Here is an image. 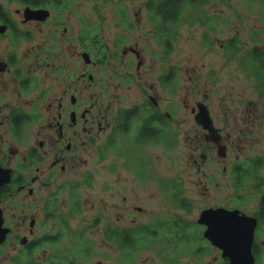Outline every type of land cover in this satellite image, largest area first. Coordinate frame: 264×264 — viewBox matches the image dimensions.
Returning <instances> with one entry per match:
<instances>
[{"label":"flooded vegetation","instance_id":"1","mask_svg":"<svg viewBox=\"0 0 264 264\" xmlns=\"http://www.w3.org/2000/svg\"><path fill=\"white\" fill-rule=\"evenodd\" d=\"M4 1L19 9L14 16L0 1L4 10L0 12V224L6 231L0 264H18L32 255L45 263L48 256L39 253L51 251V243L65 229L72 230L69 216H64L63 198L67 196L69 209L65 214H76L77 208L81 213L80 189L93 188L94 173L81 172L92 156L101 162L111 160L112 173L118 165L115 160L121 162L124 203L132 186L138 193L155 187L172 199L177 181L155 175L152 150L170 153L179 145L178 70L164 69L149 87L152 70L146 69L140 42L128 44L124 33L135 26L123 9L114 20L116 33L106 39L90 19H78L77 31L63 19H54L52 11L67 7L64 3L34 8ZM27 9L46 10L49 17L27 20ZM39 26L41 43L24 57L20 47L35 39ZM158 46L161 61L168 60L173 52L164 58L165 51ZM244 47L238 36L222 46L223 55L237 62L235 85L221 98L226 105L228 97L234 107L228 109L224 122L212 116L205 102L185 106L199 128L192 158L201 174L200 185L215 182L212 165L223 166V178L234 195V207L224 209L238 210L255 222L252 255L254 264H264V36L253 35ZM241 83L246 87L241 88ZM136 87L141 88V99L128 103ZM201 105L207 108L211 126L197 122ZM81 174L80 180H74ZM218 208L222 207L205 210ZM195 224L203 236L206 228ZM56 246L62 249L63 243ZM220 261L230 264L222 253Z\"/></svg>","mask_w":264,"mask_h":264},{"label":"rangeland","instance_id":"2","mask_svg":"<svg viewBox=\"0 0 264 264\" xmlns=\"http://www.w3.org/2000/svg\"><path fill=\"white\" fill-rule=\"evenodd\" d=\"M6 9L14 15V11L19 9L17 4L8 5L4 0ZM150 0H63L65 4L61 11H52L54 19L61 18L73 31L80 27L78 19H90L94 21L97 28H101V33L108 39L116 33V20L119 9L125 10L128 19L135 26L127 35L128 44L134 45L140 42L143 49V59L146 69L152 76L147 77L149 87L156 84V76L164 69L175 67L178 70V85L176 88V120L175 126L180 133L179 145L174 152H165L162 148L152 150L153 161L156 174L159 179H174L182 185L183 196L192 205V210L187 214L184 210L175 208L172 199L163 190L157 193L155 187L147 188L143 192L134 191L132 186L129 191L130 199L124 203L126 195L121 186L122 170L117 162V169L112 173V161L101 162L98 157L92 156L88 160L84 171L90 170L94 173L93 188L82 187L80 189L82 200V211L79 214H65L69 211L66 207V197L63 199L64 216H69L72 230L86 229L87 241L94 249L95 255L88 263L79 264H121L120 253L116 246L106 242L104 231L109 224L120 227H132L140 224H147L157 218H170L181 216L183 219L196 223L201 213L207 208L234 207L232 204V190L228 185V180L223 178L222 165H212L214 173V183L200 185L201 174L198 173L193 164V153L196 148V134L199 128L194 122V116L190 113L188 106L196 107L198 102H205L212 116L225 120L228 109L234 110L229 104L228 97L226 105L221 98L235 85V59L228 60L223 55L222 46L234 37L238 36L244 50L248 47V42L252 36H264V23L261 21L264 5H254L250 0H224L216 1L204 8L200 16H207L209 24L201 26L193 24L192 17H188L181 26L178 39L174 46V51L169 59L162 62V51L151 34V23L145 8L146 2ZM196 13H194V16ZM15 16V15H14ZM192 16V14L190 15ZM17 19L20 17H16ZM207 23V24H208ZM211 26H214L212 30ZM33 26H30V28ZM98 33V32H97ZM209 38L208 44L204 42V35ZM35 39L30 44L20 47V53L24 57L28 56L33 48L41 43V26L34 31ZM135 71V70H134ZM241 88L246 87V83H241ZM141 88L136 87V92L130 96V101L140 100ZM162 90L158 92L161 98ZM230 93V92H229ZM168 99V96L162 97ZM185 105H188L187 107ZM200 157L198 152L195 156ZM80 177L74 180H80ZM71 180V179H70ZM143 194V195H142ZM129 206V208H127ZM139 208L140 212L136 209ZM129 210V214H123ZM99 220L96 224L95 221ZM202 233V232H201ZM69 240L63 243V249L68 245ZM48 252V254H47ZM39 253V257L49 256L53 251ZM221 253L216 249L210 251L209 255L202 258L184 257L182 264H220ZM134 264H163L156 256L155 251H143Z\"/></svg>","mask_w":264,"mask_h":264},{"label":"trees","instance_id":"3","mask_svg":"<svg viewBox=\"0 0 264 264\" xmlns=\"http://www.w3.org/2000/svg\"><path fill=\"white\" fill-rule=\"evenodd\" d=\"M21 5H29L34 8L57 7L63 0H8ZM224 0H150L146 2L145 8L151 23V34L158 44L164 49V58L173 52L175 43L179 36L181 26L188 17H192L193 24L201 26L210 25L207 16H200L204 8L213 2ZM254 4H264V0H250ZM0 12L4 13L0 5ZM194 13L196 15L194 16ZM192 14V16H190ZM208 23V24H207ZM214 30V26H211ZM204 42H209L207 34ZM172 202L177 209L184 210L189 214L192 210L191 203L183 197L182 187L175 183V194ZM79 205V204H78ZM79 208H77L78 210ZM75 210V213H80ZM99 220H96L97 224ZM66 224H68L66 222ZM197 224L183 219L181 216L172 218H158L145 225L135 227H120L109 224L104 231L106 242L116 246L120 253L121 264H134L143 251L153 250L157 258L163 264H182V258H202L210 254L209 245L203 238ZM86 229L72 231L65 229L57 241H53L52 250L46 262L37 261L34 255L25 258L18 264H79L88 263L95 252L87 241ZM61 239V242H59ZM68 245L58 247L61 243Z\"/></svg>","mask_w":264,"mask_h":264},{"label":"water","instance_id":"4","mask_svg":"<svg viewBox=\"0 0 264 264\" xmlns=\"http://www.w3.org/2000/svg\"><path fill=\"white\" fill-rule=\"evenodd\" d=\"M49 17L46 10L25 11L27 20H43ZM197 122L202 125L209 124L211 120L207 108L199 107ZM200 226L206 230L203 237L213 247L219 249L222 257L228 259L230 264H254L252 255V243L255 230V222L241 215L240 211H230L224 208L208 209L201 213L198 220ZM6 237V231L0 224V243Z\"/></svg>","mask_w":264,"mask_h":264}]
</instances>
